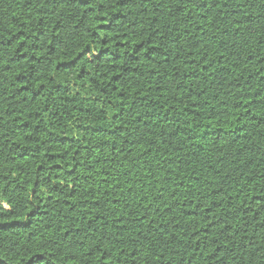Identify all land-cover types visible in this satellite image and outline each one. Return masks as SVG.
Here are the masks:
<instances>
[{
    "label": "trees",
    "instance_id": "trees-1",
    "mask_svg": "<svg viewBox=\"0 0 264 264\" xmlns=\"http://www.w3.org/2000/svg\"><path fill=\"white\" fill-rule=\"evenodd\" d=\"M0 264H264V0H0Z\"/></svg>",
    "mask_w": 264,
    "mask_h": 264
}]
</instances>
